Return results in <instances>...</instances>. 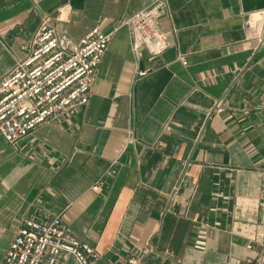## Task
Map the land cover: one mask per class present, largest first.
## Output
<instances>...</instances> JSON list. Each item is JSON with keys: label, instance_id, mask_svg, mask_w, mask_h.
Wrapping results in <instances>:
<instances>
[{"label": "crops", "instance_id": "obj_1", "mask_svg": "<svg viewBox=\"0 0 264 264\" xmlns=\"http://www.w3.org/2000/svg\"><path fill=\"white\" fill-rule=\"evenodd\" d=\"M155 1L0 0V79L46 16L73 40L117 28L87 105L0 132V262L21 219L61 214L94 264H260L264 34L242 0H162L168 47L139 54L122 22Z\"/></svg>", "mask_w": 264, "mask_h": 264}, {"label": "built area", "instance_id": "obj_2", "mask_svg": "<svg viewBox=\"0 0 264 264\" xmlns=\"http://www.w3.org/2000/svg\"><path fill=\"white\" fill-rule=\"evenodd\" d=\"M162 4V0H156L122 22L133 35L135 52L141 54L146 49L160 55L167 49L160 22ZM249 14L251 36H262L264 9ZM254 18L261 19L260 29L253 25ZM116 30L105 32L95 27L73 40L59 32L49 17L43 18L29 55L17 60L0 79V132L8 142L18 144L41 124L89 103L98 68ZM222 103L218 100L216 106ZM261 203L264 206V173ZM70 257L79 264H94L101 252L76 237L62 215L55 214L47 219H21L0 264H66ZM131 261L137 262L134 258ZM259 263L264 264V253Z\"/></svg>", "mask_w": 264, "mask_h": 264}, {"label": "water", "instance_id": "obj_3", "mask_svg": "<svg viewBox=\"0 0 264 264\" xmlns=\"http://www.w3.org/2000/svg\"><path fill=\"white\" fill-rule=\"evenodd\" d=\"M243 11L249 13L255 10L264 9V0H242ZM58 13L54 14L55 17Z\"/></svg>", "mask_w": 264, "mask_h": 264}, {"label": "bare ground", "instance_id": "obj_4", "mask_svg": "<svg viewBox=\"0 0 264 264\" xmlns=\"http://www.w3.org/2000/svg\"><path fill=\"white\" fill-rule=\"evenodd\" d=\"M252 22H253V25H254V26H256V27L259 28V29L261 28V22H262L261 19H258V20H257V18H256V21H255V18H254V19L252 20Z\"/></svg>", "mask_w": 264, "mask_h": 264}]
</instances>
